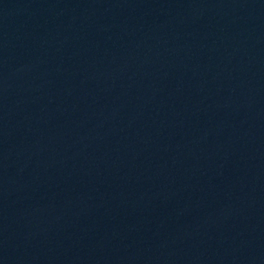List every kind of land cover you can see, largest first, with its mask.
<instances>
[{
  "label": "water",
  "instance_id": "95a60500",
  "mask_svg": "<svg viewBox=\"0 0 264 264\" xmlns=\"http://www.w3.org/2000/svg\"><path fill=\"white\" fill-rule=\"evenodd\" d=\"M0 264H264V0H0Z\"/></svg>",
  "mask_w": 264,
  "mask_h": 264
}]
</instances>
